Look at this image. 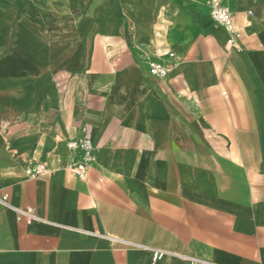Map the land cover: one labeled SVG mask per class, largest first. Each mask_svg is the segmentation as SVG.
I'll return each mask as SVG.
<instances>
[{
  "label": "crops",
  "instance_id": "0c3cea01",
  "mask_svg": "<svg viewBox=\"0 0 264 264\" xmlns=\"http://www.w3.org/2000/svg\"><path fill=\"white\" fill-rule=\"evenodd\" d=\"M210 1L0 0V264H264V0Z\"/></svg>",
  "mask_w": 264,
  "mask_h": 264
},
{
  "label": "built area",
  "instance_id": "2783aa9c",
  "mask_svg": "<svg viewBox=\"0 0 264 264\" xmlns=\"http://www.w3.org/2000/svg\"><path fill=\"white\" fill-rule=\"evenodd\" d=\"M210 17L217 25L223 26L227 28L228 30H231L233 28V16L230 13V11L225 7L221 0H211L210 1ZM169 70V66L162 63V62H155L151 66V71L154 75L164 78ZM70 147L73 149H79L82 152V158L83 161L80 163H77L75 166L71 168L72 173L79 178L80 180H84L86 178V165L85 160H88L91 157V150H92V142L90 138H84L80 142L71 143ZM28 174L31 176L41 175L45 173V169L41 166H38L33 171H27ZM7 195L2 196V201L6 202ZM19 217L18 219L21 220L22 215H26L28 217L33 216V212L31 210H20L19 211Z\"/></svg>",
  "mask_w": 264,
  "mask_h": 264
},
{
  "label": "rangeland",
  "instance_id": "374dc122",
  "mask_svg": "<svg viewBox=\"0 0 264 264\" xmlns=\"http://www.w3.org/2000/svg\"><path fill=\"white\" fill-rule=\"evenodd\" d=\"M154 258H158V255H157V254H155V255H154Z\"/></svg>",
  "mask_w": 264,
  "mask_h": 264
}]
</instances>
